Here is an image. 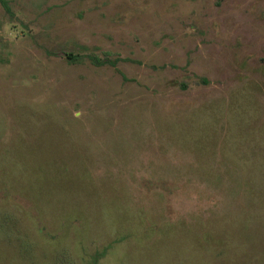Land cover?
<instances>
[{
    "label": "rangeland",
    "instance_id": "374dc122",
    "mask_svg": "<svg viewBox=\"0 0 264 264\" xmlns=\"http://www.w3.org/2000/svg\"><path fill=\"white\" fill-rule=\"evenodd\" d=\"M6 1L0 264H264V0Z\"/></svg>",
    "mask_w": 264,
    "mask_h": 264
},
{
    "label": "trees",
    "instance_id": "16d2710c",
    "mask_svg": "<svg viewBox=\"0 0 264 264\" xmlns=\"http://www.w3.org/2000/svg\"><path fill=\"white\" fill-rule=\"evenodd\" d=\"M0 3L2 4V6L4 7V9L6 10V11H10V9H9V6H8V3H7V1L6 0H0ZM67 57L68 58H71V55H67ZM94 62H96V63H99V64H102L103 63V61H100V60H96V59H94Z\"/></svg>",
    "mask_w": 264,
    "mask_h": 264
}]
</instances>
